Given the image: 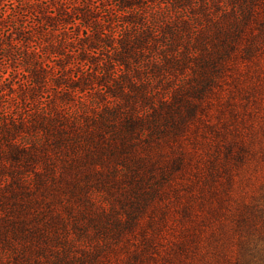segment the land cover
<instances>
[{"label": "rangeland", "instance_id": "obj_1", "mask_svg": "<svg viewBox=\"0 0 264 264\" xmlns=\"http://www.w3.org/2000/svg\"><path fill=\"white\" fill-rule=\"evenodd\" d=\"M26 1L0 7V128L53 104L74 124L2 144L0 264H212L227 196L264 182V0H75L63 60H10Z\"/></svg>", "mask_w": 264, "mask_h": 264}, {"label": "trees", "instance_id": "obj_2", "mask_svg": "<svg viewBox=\"0 0 264 264\" xmlns=\"http://www.w3.org/2000/svg\"><path fill=\"white\" fill-rule=\"evenodd\" d=\"M74 1L27 0L19 10H15L16 7H14L12 9V15L9 14L10 16L19 17V15L22 16L24 13L28 15L29 13L32 16L33 22L29 24L30 22H26L25 20V22L15 25L16 30L14 33L16 37L7 36L10 38V43L6 47L8 51H3L6 52V56L10 60H63L61 58L66 57V50L70 52L68 45L73 41L68 37L61 38L62 34L66 32L67 25L72 22L73 25H85L86 27V21L89 17V14L85 13L79 18L75 16L71 21L66 20L69 16L70 9L76 7L73 6L75 4ZM4 2L5 0H0V7H2ZM69 5L71 8L68 7ZM88 8L91 10L90 6ZM93 8L95 10L98 9L95 6ZM71 11H76V9ZM5 17L0 14V22H3ZM81 41L88 44V49L93 48V44L88 39L87 33H85V38ZM33 75L35 76V74ZM36 82L35 78L34 83ZM36 113L34 120L37 122L33 123L29 119L30 123L28 125L27 119L24 117L20 118L18 122L15 119L10 121L9 125L4 123L2 128H0V135H2L0 148L5 143L11 152L10 157L13 160H18V157L15 155L17 150L14 146L20 144L17 139L18 133L35 129L40 130L41 133L44 132L46 137L52 135L56 137L62 129H69L67 126L68 123L69 125L74 124L70 120V113L64 112V108H60L57 104H53L50 108L41 109ZM33 150H35V146ZM230 150L232 151L233 148H230ZM2 153L3 151H0V157ZM250 153L251 150L248 149L245 143L239 142L233 154L234 165H238V167L243 165L247 161V156ZM258 153L263 158L262 161H264V147L259 148ZM21 156L19 154V159ZM227 186L229 189H232V183H228ZM260 191L259 197L251 196L249 202L244 201L243 196L240 199L233 198V200L230 195L227 196L233 204L230 206L228 212L229 217L232 218V224L226 227L222 224V236L213 239L216 244L214 245V252L211 253L214 261L212 264H264V182L262 183ZM229 230L232 237L233 235L236 236L238 247L236 256L235 254L229 255L223 249L218 250L216 247L218 243H221L222 246L225 245V242L228 241L226 235ZM181 248L183 249L184 247ZM184 253L186 254L185 250ZM234 256L235 258L232 259ZM180 264L186 263L180 262Z\"/></svg>", "mask_w": 264, "mask_h": 264}]
</instances>
